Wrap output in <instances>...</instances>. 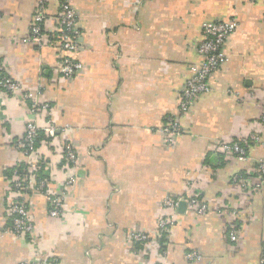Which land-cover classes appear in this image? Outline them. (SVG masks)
<instances>
[{
    "label": "crops",
    "instance_id": "1",
    "mask_svg": "<svg viewBox=\"0 0 264 264\" xmlns=\"http://www.w3.org/2000/svg\"><path fill=\"white\" fill-rule=\"evenodd\" d=\"M71 4L81 32L74 57L82 69L66 79L58 73L62 54L50 34L59 26V0H48L49 44L42 49L23 42L38 0H0V56L15 80L51 105L58 129L52 146L72 144L80 178L66 192L68 222L51 218L47 198L33 192L26 198L33 234L21 238L10 231L8 188L12 169L23 163L14 143L32 116L26 104L0 95V264L36 256L51 264H162L166 253L168 264H261L264 189L244 191L232 179L242 175L255 185L264 158V0ZM232 20L238 27L222 47L226 62L209 77L210 91L182 113L180 98L192 69L205 61L199 52L203 25ZM169 119L182 128L174 143L160 133ZM253 133L261 140L248 146L243 161L216 151L222 142ZM190 179L211 211L179 212L160 239L164 200L184 196ZM61 183L53 181L51 190ZM230 207L240 210L236 243L227 233ZM132 232L151 240L135 244ZM192 251L203 260L188 261Z\"/></svg>",
    "mask_w": 264,
    "mask_h": 264
},
{
    "label": "built area",
    "instance_id": "2",
    "mask_svg": "<svg viewBox=\"0 0 264 264\" xmlns=\"http://www.w3.org/2000/svg\"><path fill=\"white\" fill-rule=\"evenodd\" d=\"M47 4L48 0H38L30 33L23 40L24 43L31 44L37 49H42L49 44L47 42L49 33H47L46 26L48 19ZM59 6V26L50 34L52 38L55 37L52 42L57 44L62 54L58 61V73L63 78L68 79L82 69V63L74 57L81 46V32L77 26L78 17L71 0H59ZM237 27L236 20L217 23L208 22L203 25V40L199 44V52L204 55L205 61L202 66L192 69V76L187 81L180 98V111L182 113H187L200 95L210 91L209 77L226 62L222 47ZM40 85L39 87H41ZM0 95L5 100L17 99L26 104L32 116V119L27 122L23 136L14 143V147L22 154L23 163L26 166L22 170L17 168L13 172V179L8 188L11 200L9 206L10 231L18 237L27 238L34 232V224L29 214V205L26 199L30 193H39L47 198L48 214L51 218L65 223L68 222L69 210L65 204L66 192L80 180L76 173L78 156L71 143L66 142L59 149H54L52 140L57 137L58 129L50 116L51 105L48 102H41L33 91L26 90L20 81L15 80L10 75L7 63L1 56ZM260 122L264 129V116L261 117ZM160 133L167 136L169 143H174L181 136L182 128L179 122L169 119L167 125L160 130ZM40 137L43 139L38 141ZM260 140L259 135L253 133L244 141L222 142L218 144L216 151L226 158L243 161L247 157L248 146L251 143H259ZM41 147L46 149L44 153L40 152ZM257 167L259 181L255 185L242 175L234 176L232 182L244 191L263 190L264 158L259 161ZM40 174H42V177ZM61 179V186L57 190H51V183L53 181L56 183ZM181 202L186 203L185 211L187 213L205 216L211 211L209 205L201 198L195 181L193 179L188 180L184 196L168 197L164 200L163 214L159 222L160 239L170 233L172 227L178 222ZM239 211L238 208L231 207L227 211L229 217L227 233L233 243L239 240L241 233ZM217 213L221 214L222 210H217ZM129 238L135 244H147L151 240L148 235L141 232H132ZM165 256H167V253L163 257L162 264H168ZM187 259L190 262L197 263L203 260L202 256L195 251L188 253ZM22 264H51V260L47 257L36 256L30 262ZM261 264H264V256L261 259Z\"/></svg>",
    "mask_w": 264,
    "mask_h": 264
},
{
    "label": "trees",
    "instance_id": "3",
    "mask_svg": "<svg viewBox=\"0 0 264 264\" xmlns=\"http://www.w3.org/2000/svg\"><path fill=\"white\" fill-rule=\"evenodd\" d=\"M41 139H43V138L40 137V138L38 139V141L41 140ZM210 160H211L210 158H207L205 162H206L207 164H211V161H210ZM25 166H26V165H25L24 163H22V164L20 165V167H17V168H19L20 170H22L23 168H25ZM17 168L12 169V173H13L15 170H17ZM20 173H21V171H20ZM40 176L42 177V174H40ZM161 243H162V253L164 254L165 251H166V247H165L166 244H165L163 241H162ZM263 256H264V251H263ZM263 256H262V257H263Z\"/></svg>",
    "mask_w": 264,
    "mask_h": 264
},
{
    "label": "water",
    "instance_id": "4",
    "mask_svg": "<svg viewBox=\"0 0 264 264\" xmlns=\"http://www.w3.org/2000/svg\"><path fill=\"white\" fill-rule=\"evenodd\" d=\"M186 210V203L185 202H181L180 206H179V212L181 213H185Z\"/></svg>",
    "mask_w": 264,
    "mask_h": 264
}]
</instances>
